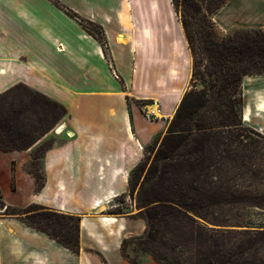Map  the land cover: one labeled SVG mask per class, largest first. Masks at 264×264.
Masks as SVG:
<instances>
[{
	"label": "crops",
	"instance_id": "0c3cea01",
	"mask_svg": "<svg viewBox=\"0 0 264 264\" xmlns=\"http://www.w3.org/2000/svg\"><path fill=\"white\" fill-rule=\"evenodd\" d=\"M81 1L94 8L117 7L114 13L87 16L104 25L109 57L52 1L0 0V94L25 85L68 111L57 133L61 141L40 159L44 188L36 191L37 180L28 170L41 140L28 150L0 151V192L8 207L39 206L80 218L79 252L74 253L28 226L23 216L0 210V264H132L124 241L147 231L139 216L111 210L120 197L133 198L134 171L148 148L159 146L181 104L191 81L188 57L179 54L175 63L172 54L161 57L155 42L157 26L163 27L160 2L150 6L137 42L130 0ZM134 1L140 5L142 0ZM211 19L220 38L236 30H264V0H227ZM106 24L122 28L124 38ZM178 36L177 47L185 44L182 30ZM242 96L244 125L264 135V74L245 76ZM148 100L161 112L155 122L136 104ZM137 264L161 263L145 256Z\"/></svg>",
	"mask_w": 264,
	"mask_h": 264
},
{
	"label": "rangeland",
	"instance_id": "374dc122",
	"mask_svg": "<svg viewBox=\"0 0 264 264\" xmlns=\"http://www.w3.org/2000/svg\"><path fill=\"white\" fill-rule=\"evenodd\" d=\"M50 1L52 3L58 2L59 7H57L66 14L69 12L68 15L77 22L80 28L85 29L102 44L106 56L109 57L108 53L111 52L106 44L104 25L89 21L87 16L89 14L93 15V13L101 15L114 13V9L116 10L117 7L94 8L89 7L86 3L83 4L81 0ZM226 1L223 0L225 3ZM156 2L161 4L159 19H161L162 26L164 27L165 24L169 26L167 27L169 32H165L163 27L158 28L157 26L158 31L155 42L161 57L172 54L174 55V63L176 62V56L179 54L188 57V71L191 74V81L183 96L184 98L186 93L192 89H203L200 75L194 78V73L196 70L205 72L208 66L207 51L212 47V42L226 40L228 37L235 36L241 30L233 31L224 38L219 37L220 39H218L216 37V27L211 19L213 15L211 10L224 5L220 0H163L162 3L161 0H142L140 5L134 0H130L134 28L131 22L129 26L130 30L133 28V34L137 42L147 25L145 21L150 14V6ZM184 22L188 26L191 42L188 39ZM106 25L114 35L122 34V28L119 29L112 24ZM179 30L183 32L185 44L177 47V43L181 41L178 36ZM123 36V34L122 36L118 35L120 40ZM138 49L140 50L139 47ZM214 103V99L210 98L205 109L204 115L208 124L214 122ZM136 104L141 109L147 110L145 112L147 119L151 118L152 122L157 120V117H152L153 114L150 113V107L155 105V101H136ZM61 113L58 108L51 107L46 100L25 86L20 85L8 95L0 96V148L29 146L36 141L38 142V140H43L34 150L33 158L43 157L50 147L61 141L57 135L62 128L60 123L64 119ZM174 117L169 121L165 135ZM238 131L245 134V137L233 138L228 141L230 154L224 167V182L220 186L217 185L222 181V178L218 180L214 177L217 174L213 173V177L209 179L210 184L206 187L208 193H220L234 200L232 204L224 208L211 209L208 222L196 217L201 222L204 231H202V235H204L203 247L199 245L197 239L195 243L190 241L191 235L194 234L197 238L201 233L197 226L169 224L163 227L158 243L155 245V248L160 249L164 246L163 243L166 244L169 260L157 261L151 251H147L146 247L139 241L129 240L124 245V255L132 264H137V260L145 256L152 257L161 264H199V259L202 257L201 252H206L207 247L215 250L216 244L219 245L217 249L225 252L228 258L231 259L232 263L229 264H264V135L253 131L247 126L233 130L218 129V132L224 133L229 138L232 137L231 132L236 133ZM155 145L156 143L148 148L144 165L151 163L150 158L154 156L159 148L158 146L155 149ZM28 170L30 172L42 171L40 160L31 162ZM143 194L142 191L140 192V188H137L131 200L128 196L120 197L116 207L111 211L120 209L125 213L140 217L142 210L139 208V198ZM37 212H39L37 208H26L22 216L27 219L28 216ZM5 213L12 216L6 210ZM212 221L224 225L218 226L210 223ZM61 224L69 229L74 228L70 219H62ZM161 240L164 242H161Z\"/></svg>",
	"mask_w": 264,
	"mask_h": 264
},
{
	"label": "trees",
	"instance_id": "16d2710c",
	"mask_svg": "<svg viewBox=\"0 0 264 264\" xmlns=\"http://www.w3.org/2000/svg\"><path fill=\"white\" fill-rule=\"evenodd\" d=\"M53 3L59 7L58 2ZM222 7L218 6L211 10L212 14ZM184 26L191 42L186 22ZM216 37L220 39L217 35ZM207 54L208 66L205 72L196 70L194 73V78L200 75L203 89H192L186 93L167 134L161 140L154 156L150 158L151 163L140 165L134 171L130 182L131 195L137 188L144 193L139 198V208L142 210L140 218L147 223L145 235L132 240L139 241L147 251H151L157 261L169 260L166 244L163 243L164 246L160 249L155 248L163 227L174 223L178 226H197L201 233L197 238L194 234L191 235L190 241L195 243L197 239L199 245L203 247V229L197 218L208 222L211 209H221L233 203L234 199L229 196L208 193L206 187L210 184L209 179L213 177V173L217 174L214 177L218 180L222 178L217 185L220 186L224 182V167L230 154L228 141L245 137V134L238 131L231 132L232 137L229 138L218 132V129L233 130L245 126L242 119V81L245 76L264 74V30H241L235 36L221 42L213 41ZM17 87L0 96L8 95ZM36 94L46 100L51 107L58 108L62 112V118L68 115V111L62 105L38 92ZM210 98L215 101L212 124L206 122L204 115ZM38 142L29 146L6 147L0 150H28ZM41 158L34 160L38 161ZM31 173L37 180L36 191L39 192L45 186L43 172ZM32 208H37L39 212L28 216L27 219L23 218L28 226L48 235L72 252H79L80 218L55 213L39 206H30L27 209ZM4 209L12 216L24 214V209L8 207L1 194L0 210ZM111 213L125 214L120 209ZM62 219H70L74 228L63 226ZM210 223L224 225L220 222ZM128 241H124V245ZM218 247L216 244L215 250L207 247L206 252H201L199 264L232 263L226 253L218 250Z\"/></svg>",
	"mask_w": 264,
	"mask_h": 264
},
{
	"label": "bare ground",
	"instance_id": "6f19581e",
	"mask_svg": "<svg viewBox=\"0 0 264 264\" xmlns=\"http://www.w3.org/2000/svg\"><path fill=\"white\" fill-rule=\"evenodd\" d=\"M120 18L124 24L128 23L127 15L121 14ZM150 113L153 114L154 116H156L157 118H161V112H160V109L158 108V106H155V105L151 106L150 107ZM61 132H62V128L58 133H61Z\"/></svg>",
	"mask_w": 264,
	"mask_h": 264
},
{
	"label": "built area",
	"instance_id": "2783aa9c",
	"mask_svg": "<svg viewBox=\"0 0 264 264\" xmlns=\"http://www.w3.org/2000/svg\"><path fill=\"white\" fill-rule=\"evenodd\" d=\"M152 117H155V116L153 115ZM149 118H150V117H149ZM155 119H156V118H155ZM148 120H150V121H151L152 119L150 118V119H148ZM151 122H152V121H151Z\"/></svg>",
	"mask_w": 264,
	"mask_h": 264
}]
</instances>
